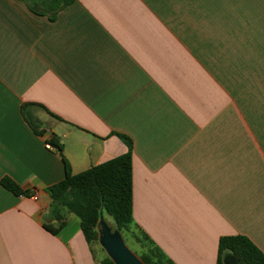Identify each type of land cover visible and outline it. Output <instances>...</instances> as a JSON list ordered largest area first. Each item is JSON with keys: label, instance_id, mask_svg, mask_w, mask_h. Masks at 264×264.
Returning <instances> with one entry per match:
<instances>
[{"label": "crops", "instance_id": "1", "mask_svg": "<svg viewBox=\"0 0 264 264\" xmlns=\"http://www.w3.org/2000/svg\"><path fill=\"white\" fill-rule=\"evenodd\" d=\"M122 135L134 223L173 264H217L225 236L264 253V0H0V264H100L74 214L45 228L46 140L76 175Z\"/></svg>", "mask_w": 264, "mask_h": 264}, {"label": "trees", "instance_id": "2", "mask_svg": "<svg viewBox=\"0 0 264 264\" xmlns=\"http://www.w3.org/2000/svg\"><path fill=\"white\" fill-rule=\"evenodd\" d=\"M74 0H63L64 5ZM29 105H22L21 112L30 127L38 135L39 130L28 111ZM128 151L118 157L92 167L79 174H72L71 168L62 154V147L56 136L47 139L53 149L59 152L66 167L65 178L46 189L51 204L50 213L58 221L54 229L45 226L46 230L56 234L65 225V214L72 213L80 219L82 233L89 244H99V220L101 213L110 218L123 237L129 233L135 242L144 250L140 259L145 264H173L155 243L140 229L133 219V176H132V142L126 136H120ZM1 184L15 195L28 197L31 191H23L11 178L4 177ZM126 239V238H125ZM232 253L239 264H264V253L244 236L221 237L218 245L217 264H224V256ZM100 264H114L106 255Z\"/></svg>", "mask_w": 264, "mask_h": 264}, {"label": "water", "instance_id": "3", "mask_svg": "<svg viewBox=\"0 0 264 264\" xmlns=\"http://www.w3.org/2000/svg\"><path fill=\"white\" fill-rule=\"evenodd\" d=\"M99 244L106 255L114 264H145L126 244L122 233L112 227L103 213H101L99 226ZM224 264H239L238 259L232 253L224 256Z\"/></svg>", "mask_w": 264, "mask_h": 264}, {"label": "rangeland", "instance_id": "4", "mask_svg": "<svg viewBox=\"0 0 264 264\" xmlns=\"http://www.w3.org/2000/svg\"><path fill=\"white\" fill-rule=\"evenodd\" d=\"M106 219H107L108 223H109L112 227L115 228L114 222H113L110 218H108V217H107ZM128 234H129V233H127V234L125 235V238H126V239L124 238V240H125L126 244L128 245V247H129L134 253H136L137 256L139 257V255H142V253H144V250H143V248H142L137 242H135V240H134L130 235H128ZM94 246H95V250H96V252H97V254H98L99 257L103 258V257L106 256V253H105V251L103 250V248L100 246V244H95V243H94Z\"/></svg>", "mask_w": 264, "mask_h": 264}, {"label": "built area", "instance_id": "5", "mask_svg": "<svg viewBox=\"0 0 264 264\" xmlns=\"http://www.w3.org/2000/svg\"><path fill=\"white\" fill-rule=\"evenodd\" d=\"M46 148L47 149H53L52 146L47 142H46ZM23 197H25V196H23ZM28 197L33 199V200H38V192L37 191H31V193Z\"/></svg>", "mask_w": 264, "mask_h": 264}]
</instances>
